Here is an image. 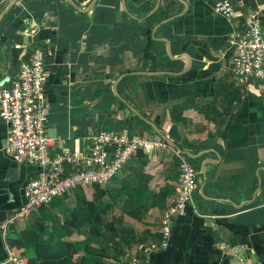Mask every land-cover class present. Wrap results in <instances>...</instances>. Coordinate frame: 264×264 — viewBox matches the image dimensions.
I'll use <instances>...</instances> for the list:
<instances>
[{"label":"crops","instance_id":"crops-1","mask_svg":"<svg viewBox=\"0 0 264 264\" xmlns=\"http://www.w3.org/2000/svg\"><path fill=\"white\" fill-rule=\"evenodd\" d=\"M73 1L76 8L13 1L0 17V83L16 76L33 47L42 51L50 155L86 153L98 129L155 132L129 107L168 147L139 150L103 195L78 185L17 218L38 167L4 153L0 120V264L11 253L62 259L65 246L79 264L85 242L104 252L84 264H264V84L234 81L226 44L252 8L264 33V0H229L234 23L213 11V0H95L87 11L79 9L90 0ZM176 152L194 167L195 188L171 220L166 247L150 249L178 188ZM144 200L152 203L145 210ZM86 202L85 216L102 219V243L89 240Z\"/></svg>","mask_w":264,"mask_h":264},{"label":"built area","instance_id":"built-area-1","mask_svg":"<svg viewBox=\"0 0 264 264\" xmlns=\"http://www.w3.org/2000/svg\"><path fill=\"white\" fill-rule=\"evenodd\" d=\"M212 8L231 23L237 19L229 0H213ZM226 44L232 49L229 69L234 81L243 86L264 84V33L257 8L248 11L244 27H233L226 36ZM43 71L42 51L33 47L28 58L20 63L16 76L0 85V120L7 124L8 130L3 151L13 160L38 167L36 175L23 186L24 204L15 212L17 218L78 185L104 187L138 150L168 147L155 132L138 135L125 130L98 129L90 136L86 153L50 155L44 132L45 114L40 104ZM176 155L179 159L178 188L161 213L159 240L156 245L150 244V249L166 247L171 220L191 199L195 188L194 167L181 154L176 152ZM5 224L3 221L1 227ZM5 263L27 264V258L11 253Z\"/></svg>","mask_w":264,"mask_h":264},{"label":"trees","instance_id":"trees-1","mask_svg":"<svg viewBox=\"0 0 264 264\" xmlns=\"http://www.w3.org/2000/svg\"><path fill=\"white\" fill-rule=\"evenodd\" d=\"M134 118L136 120H138L145 128H150L149 125L144 123L140 118L136 117L135 115H134ZM136 153L137 154H141V152L139 150ZM93 186H94L95 189H97L103 195V193H104V191H103L104 189H102L103 187H99L97 185H93ZM123 188H127V186L123 185ZM114 194H115L114 196H119V194H120L119 189H116L114 191ZM124 202L126 203L127 200L125 199ZM147 202H149V201H147V200L138 201L139 205L142 206L144 210L147 209L148 206H150L152 204V203H147ZM147 204H150V205L147 206ZM87 205H88V202H86L84 204V208H83L84 209V215L82 213V215L84 217L82 218V220L84 222L88 223V227H89L88 231L91 234L90 235L91 239H89V240H94L96 242L102 243L104 241L103 235H102V233L100 231V226L102 225V219H101V217L99 216V214L97 212H96V216H95L94 221L91 219V217L87 218L85 216L86 215V211H87V208H86ZM100 211H102V208H100ZM109 236H111V234ZM38 240H39V238H38ZM87 243L88 242H85V244L81 247L82 252H84L83 257L85 256L84 257V261H88L89 259H91V260H95L97 262H100L102 260L101 256H103L104 248L101 246L98 249H96V248H92L91 249V247H88ZM75 250L76 249H74V250L67 249V246H65L63 251H64V254H66V255L62 259H57V258L51 256V257L42 258L41 260H39V261L37 260L36 261V257H37L36 256V257H33V258L29 257L27 259L28 260L27 263L28 264H73L70 261V253L74 252ZM87 252H90L88 257L86 255V254H88ZM83 257L80 259L79 264H84L83 262H81ZM56 260H60V262L56 261Z\"/></svg>","mask_w":264,"mask_h":264},{"label":"water","instance_id":"water-1","mask_svg":"<svg viewBox=\"0 0 264 264\" xmlns=\"http://www.w3.org/2000/svg\"><path fill=\"white\" fill-rule=\"evenodd\" d=\"M14 0H8L7 3L5 4L4 8L0 11V17L3 15V13L9 8V6L13 3ZM68 4H70L72 7H75L76 8V5H75V2L73 0H65ZM95 0H90L89 3L86 5V7H84L83 9H79V10H82V11H87L91 8V6L93 5ZM1 84V83H0ZM133 113L135 115H137L138 117H140L141 119H143L145 122H147L153 129L156 133H159V131L155 128V126L150 123L149 121H147L146 119H144L134 108L132 107H129Z\"/></svg>","mask_w":264,"mask_h":264}]
</instances>
